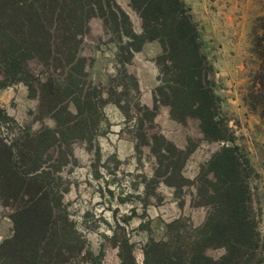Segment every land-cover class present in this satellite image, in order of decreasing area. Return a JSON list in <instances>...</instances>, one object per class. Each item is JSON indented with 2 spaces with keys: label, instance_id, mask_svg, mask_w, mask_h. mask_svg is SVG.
I'll return each mask as SVG.
<instances>
[{
  "label": "trees",
  "instance_id": "16d2710c",
  "mask_svg": "<svg viewBox=\"0 0 264 264\" xmlns=\"http://www.w3.org/2000/svg\"><path fill=\"white\" fill-rule=\"evenodd\" d=\"M141 20L135 31L128 14L115 0H0V89L15 83L26 86L37 100L35 120L49 117L31 131L19 125L0 106V207L7 209L10 236L0 241V264H105L104 249L94 253L64 201L70 183L63 174L77 159L73 144L85 143L98 151V135L105 123L104 106L111 102L133 120L135 149L147 146L154 157L151 176H143L142 216L139 228L148 232L138 262L126 225L134 208L102 237L117 249V264H264V235L257 172L223 117L221 99L214 90V68L201 48L196 20L183 0H129ZM99 16L110 31L118 66L110 90L89 78L86 58L79 45L89 34L88 21ZM253 47L258 64L244 88L242 101L264 125V22ZM148 42L160 47L155 57L157 83L152 105L137 102L133 114L121 94L127 82L139 92L136 78L126 65ZM120 87V88H118ZM169 109L172 120L198 122L202 139L221 145L199 164L193 179L182 170L196 144L178 147L152 127L159 107ZM15 127V128H14ZM173 188L178 204L183 191L191 190L190 204L204 207L205 216L195 225L178 216L164 223L159 238L152 235L146 208L159 183ZM211 250L220 251L212 255Z\"/></svg>",
  "mask_w": 264,
  "mask_h": 264
},
{
  "label": "rangeland",
  "instance_id": "374dc122",
  "mask_svg": "<svg viewBox=\"0 0 264 264\" xmlns=\"http://www.w3.org/2000/svg\"><path fill=\"white\" fill-rule=\"evenodd\" d=\"M115 1L128 14L134 30L139 32L141 20L131 8L129 0ZM183 1L197 22L202 51L213 65L214 90L221 99L222 115L234 132L236 143L242 146L257 172L252 184L258 187L257 198L262 211L260 229L264 235V125L241 99L258 64L253 42L262 32L264 0ZM88 26L90 32L81 41L79 53L86 58L85 67L89 78L103 85L105 90H110L111 80L118 68L114 60V42L101 17H91ZM159 52L157 42H148L126 65L128 73L136 78L139 88V92H136L133 83L129 81L121 94L129 114H133V106L138 101L152 105L151 90L157 83L158 75L155 57ZM0 106L19 125H29L31 131L40 128L42 123L49 126L54 124L49 117L43 122L35 120L37 100L28 96L26 86L22 83L0 89ZM103 112L106 120L102 131L105 133L97 137L99 150L93 146L88 149L82 142L73 144L77 163L71 169L67 167L63 170L70 183L64 201L68 203V211L87 238L91 250L98 253L101 248L104 249L105 264H117L119 259L117 249L111 247L102 234L109 235L111 226L116 222L124 225L122 217L129 215L134 208L136 213L125 228L136 245L135 257L141 262L140 247L148 237V232L139 228V223L146 220L141 215L142 179L144 175L151 176L155 160L147 146L143 145L140 151L135 149L136 130L133 120L111 102L104 106ZM148 126L145 123L141 132H160L180 148H184L188 140L196 144L182 170L189 179L196 176L199 164L206 161L221 145L219 142L203 140L195 119L189 118L183 124L172 120L165 105L159 107L152 127ZM12 127L10 124L3 125L1 135L6 136L10 130L7 128ZM191 190L193 188L183 191L184 204L180 206L173 188L162 182L154 188L146 208L154 237L159 238L164 223L178 216L189 218L195 225L203 221L205 208L191 206ZM7 214V209L0 207V241L12 233ZM219 252L210 251L212 255H218ZM72 264L78 263L74 260Z\"/></svg>",
  "mask_w": 264,
  "mask_h": 264
}]
</instances>
